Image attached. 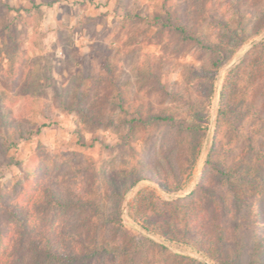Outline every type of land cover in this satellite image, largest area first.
<instances>
[{"label":"rangeland","instance_id":"374dc122","mask_svg":"<svg viewBox=\"0 0 264 264\" xmlns=\"http://www.w3.org/2000/svg\"><path fill=\"white\" fill-rule=\"evenodd\" d=\"M46 1L0 0V110L10 112L25 127L23 134L16 132L4 122L9 116L0 118V156L4 163L10 162L0 166V200L29 199L36 192L37 180L51 176L66 191L99 205L100 212L58 210L45 214L46 220H57L58 225L84 235L102 234L112 244L122 240L125 231L141 241L135 261L125 255L129 264H191L186 255L216 264L194 245L148 232L131 209L141 191L153 190L165 199L193 192L206 175L205 162L218 131L223 151L219 160L230 166L244 157L253 167V177L242 174L243 182H238L253 205L240 214L249 238L238 263H264V252L253 254L251 229L254 220L264 221V58H260L264 54V0H202L228 19L231 29L260 32L242 44L218 73L217 92L207 108L202 152L183 188L170 193L155 180L140 179L123 197L115 192L114 182L129 181L135 167L154 166L172 133L166 125L152 130L137 125L131 132L121 117L138 105L184 115V104L171 94L184 93L190 68L209 66L211 57L163 26L156 15L165 14L168 7L184 17L193 12L198 20L200 14L194 9L200 0ZM211 23L201 19L198 24L212 34L218 27ZM234 67L238 76L230 98L238 115L217 129L221 88ZM66 92L70 104L83 93L86 104L102 108L115 120L88 119L65 109L58 93ZM228 208L230 219L234 211ZM5 222L2 227L8 228ZM260 232L264 236V228ZM147 237L167 249L152 245ZM229 249L233 256L232 246Z\"/></svg>","mask_w":264,"mask_h":264},{"label":"trees","instance_id":"16d2710c","mask_svg":"<svg viewBox=\"0 0 264 264\" xmlns=\"http://www.w3.org/2000/svg\"><path fill=\"white\" fill-rule=\"evenodd\" d=\"M55 1L57 0L46 2L52 4ZM196 9L197 14H200L198 20L193 17V12L184 17L168 7L165 8V14L156 15V19L163 26L173 29L182 40L195 44L211 57L209 66L196 65L190 68L184 93L175 91L171 94L184 104V115L175 110L152 111L138 105L131 111L127 109L126 114L121 117L120 121L126 124L131 132H134L137 125H142L148 130L166 125L172 133L168 144L164 149L161 148L162 158L158 159L154 166L135 167L130 172L129 181L114 182L115 192L121 197L140 179L155 180L161 188L170 193L183 188L202 152L208 130L207 108L217 92L218 73L242 44L253 34L260 32L253 28L231 29L230 21L218 15L216 10H211L202 0L195 5L194 11ZM201 19L210 20L212 27L218 29L211 34L208 29L199 26ZM260 58H264V54H261ZM262 63L264 64V61ZM236 69L238 68L234 67L229 71L221 88L217 129L236 114L234 102L230 98L235 78L238 76ZM149 70L152 75L155 74L151 68ZM58 95L62 96V105L69 111L75 110L88 119L115 120L110 113L103 112L102 108L86 104L83 93L77 94V102L74 105L68 101L67 92ZM6 116L9 118L4 121L5 124L23 134L25 127L15 121L10 112L0 110V118ZM219 144L217 131L205 162L206 175L193 192L165 199L153 190L141 191L137 197L139 201L132 205L131 213L135 212V218L148 232L169 241L194 245L216 264H239L238 256L249 238L246 234H249V229L240 222V214L244 208L253 205L249 204L247 191L238 182H243L242 174L252 178L253 167L251 163H245L244 157L230 166L221 162L218 156L223 151ZM9 163H4L0 156V166ZM35 186L34 197L24 200H0V264H129L125 258L126 254L132 256L130 261H135L134 255L139 251L141 241L125 234V231L121 233L122 240L112 244L111 241H106L102 234L84 235L69 226L58 225L57 220H46L44 217L45 214H54L65 209H92L98 213L99 205L79 193L66 191L60 182L51 176L43 175ZM230 206L233 207L234 213L227 219ZM4 222L8 228L2 227ZM253 224L252 248L255 250L253 254H258L264 252V236H261L260 232V229L264 228V221L256 219ZM233 234H236L235 237H232ZM147 238L152 245L167 249L163 243ZM231 246L233 256L229 249ZM185 258L191 264L197 261L206 264L190 255ZM164 259L166 260V257ZM253 262L249 261L247 264H254Z\"/></svg>","mask_w":264,"mask_h":264},{"label":"water","instance_id":"95a60500","mask_svg":"<svg viewBox=\"0 0 264 264\" xmlns=\"http://www.w3.org/2000/svg\"><path fill=\"white\" fill-rule=\"evenodd\" d=\"M146 233V232H145ZM148 235H150L151 237H153L154 239H158L159 240V238H157L155 235H153V234H148Z\"/></svg>","mask_w":264,"mask_h":264}]
</instances>
